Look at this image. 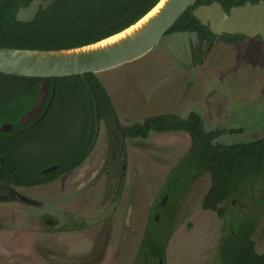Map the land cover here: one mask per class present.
Listing matches in <instances>:
<instances>
[{"label":"rangeland","instance_id":"1","mask_svg":"<svg viewBox=\"0 0 264 264\" xmlns=\"http://www.w3.org/2000/svg\"><path fill=\"white\" fill-rule=\"evenodd\" d=\"M196 43L194 34L164 37L142 58L96 74L119 125L124 129L168 109L182 118L199 115L206 131L222 132L215 140L220 144L264 136L262 42L216 41L199 64L191 59ZM78 129L64 123L25 149L42 157L50 141L61 144L53 142L57 132L66 138ZM189 147L184 133L150 132L146 139L127 138L125 158L111 160L106 128L99 123L93 149L77 169L49 185L18 189L39 207L0 202V264H135L146 225L155 220L169 236L162 264H220L223 221L201 209L210 185L207 174L160 205L163 186L168 179L175 182L169 173ZM260 188L245 189L231 211V217L257 215L252 239L258 254L264 253V203L255 208L252 203L263 200ZM46 217L54 223L45 225Z\"/></svg>","mask_w":264,"mask_h":264},{"label":"trees","instance_id":"2","mask_svg":"<svg viewBox=\"0 0 264 264\" xmlns=\"http://www.w3.org/2000/svg\"><path fill=\"white\" fill-rule=\"evenodd\" d=\"M30 1L0 0V47L48 51L89 45L133 25L159 0H58L47 9L40 10L30 23L17 22L15 15L19 7L27 6ZM214 1L228 13L232 7L246 2L256 4L260 0H197L178 19L164 37L194 34L197 43L191 48V59L197 64L202 62L216 41L233 45L246 39L239 35L218 37L192 16L191 12L197 6ZM256 39L260 40L259 37ZM262 47L264 58V43ZM42 81L0 73V126H12L8 131L0 132L1 185L27 187L49 184L77 169L93 149L96 119L106 128L107 156L111 160L120 156L125 158L127 138L146 139L150 132H181L189 137L190 147L169 173L168 177L175 178V182L168 179L162 189L163 196L173 198L180 190L184 192L191 182L207 174L210 185L201 200V209L214 212L223 221L225 235L218 246L220 264H264V253L255 251L252 239L257 215L231 217L236 197H241L248 187L257 189V186H264V136L245 143H217L215 140L222 132L206 131L201 117L194 112L184 118L175 114L146 117L119 134L113 126L114 109L109 95L97 75L91 73L46 79L48 95L42 111L30 122L17 125L33 107ZM64 123L77 124L79 129L66 138L57 132L53 142L61 143L59 146L50 141V150L42 157L25 149L36 141L48 139L53 130L58 131ZM51 145L57 148L52 149ZM168 185L170 188L166 191L164 187ZM251 199L255 200L254 195ZM263 203L264 198L252 204L255 208ZM155 221L146 225L135 264L164 262L169 236L166 232L161 233V227Z\"/></svg>","mask_w":264,"mask_h":264},{"label":"water","instance_id":"3","mask_svg":"<svg viewBox=\"0 0 264 264\" xmlns=\"http://www.w3.org/2000/svg\"><path fill=\"white\" fill-rule=\"evenodd\" d=\"M56 1L58 0H31L27 6L19 7L15 20L30 23L40 10L47 9ZM196 2L197 0H159L133 25L117 34L81 47L48 51L0 47L1 74L43 80L33 107L19 119L17 125L30 122L42 111L48 95L46 79L98 74L142 58ZM191 14L202 26L207 27L218 37L223 35H239L248 39L259 37L264 43V1L262 0L256 4L246 2L241 6L232 7L228 13L221 4L214 1L209 5L197 6ZM112 121L117 132L122 134L124 129L119 125L114 112ZM97 124L96 119V131ZM11 127L9 124H3L0 126V132L8 131ZM1 161L2 157L0 163ZM7 200L35 204L34 201L12 190L8 195L0 196V201ZM52 223L48 220L46 224Z\"/></svg>","mask_w":264,"mask_h":264},{"label":"flooded vegetation","instance_id":"4","mask_svg":"<svg viewBox=\"0 0 264 264\" xmlns=\"http://www.w3.org/2000/svg\"><path fill=\"white\" fill-rule=\"evenodd\" d=\"M259 39H260V38H259ZM255 40H256V38H255ZM98 124H99V123H98ZM98 124H97V131H98ZM97 131H96V135H97ZM96 135H95V136H96ZM1 163H2V161H1ZM52 183H53V182H52ZM49 184H51V183H49ZM49 184L38 185V186H27V187L15 186V185H11V186L6 187V186L0 184V196H6V195H8L9 192H10V190H12V191H15L16 193H18L19 195L25 197V195H24L21 191H26V190L33 189V188H35V187L45 186V185H49ZM18 189H20L21 191L19 192ZM25 198H27V197H25ZM166 198H167L166 196H163V199H162L163 203H162V201H161L160 205H164ZM27 199H28V200H31V199H29V198H27ZM8 201H9V202H11V201H16V202H18V203H23V204H25V205H30V206H34V207H39V206H40V203H39V202H36V201H34L35 204H33V205H32V204H28V203H24V202H21V201H17V200H7V201H0V202H8ZM31 201H33V200H31ZM48 220H51V218H49V217L44 218V219H43V223H44L45 225H47L46 223H47ZM51 221H52V220H51ZM52 222H53V221H52ZM53 223H54V222H53ZM53 223H52V224H53ZM52 224H51V225H52Z\"/></svg>","mask_w":264,"mask_h":264},{"label":"crops","instance_id":"5","mask_svg":"<svg viewBox=\"0 0 264 264\" xmlns=\"http://www.w3.org/2000/svg\"><path fill=\"white\" fill-rule=\"evenodd\" d=\"M170 109V108H169ZM175 110H176V108H174ZM172 110H173V108H172ZM161 114H171L170 112H168V109L167 110H164V113H161ZM159 115V114H158ZM151 116H153V115H151ZM176 133H179V132H176ZM179 161V160H178ZM177 163V162H176Z\"/></svg>","mask_w":264,"mask_h":264},{"label":"bare ground","instance_id":"6","mask_svg":"<svg viewBox=\"0 0 264 264\" xmlns=\"http://www.w3.org/2000/svg\"><path fill=\"white\" fill-rule=\"evenodd\" d=\"M155 12V10H153V12L152 13H154Z\"/></svg>","mask_w":264,"mask_h":264}]
</instances>
